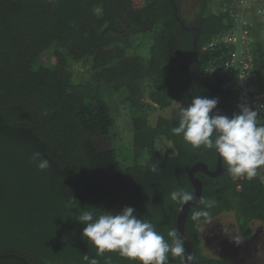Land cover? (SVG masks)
Listing matches in <instances>:
<instances>
[{"label":"trees","instance_id":"1","mask_svg":"<svg viewBox=\"0 0 264 264\" xmlns=\"http://www.w3.org/2000/svg\"><path fill=\"white\" fill-rule=\"evenodd\" d=\"M229 3L200 0L194 22L187 23L179 0H173L186 26L201 29L196 95L217 98L215 110L231 117L238 111L236 97L221 89L220 79L203 78V71L225 62L235 48L202 50L232 31L228 13H209L211 6ZM260 33L252 30L247 50L252 82L264 92ZM139 35L151 38L145 54L130 51ZM195 36L176 20L170 0H0V264H87L84 255L99 264L105 257L111 264H136L115 252L98 256L82 238L85 225L77 219L88 208L99 215L132 207L166 239L169 230L177 231L182 205L170 193L183 188L194 194L190 168L202 162L214 170L217 156L174 135L178 117H156L150 127L145 111L151 105L166 109L173 102L191 103ZM44 53L54 62L41 60ZM77 64L85 68L82 82L73 75ZM116 95L132 110L131 150L119 147L108 103ZM161 142L174 154L161 151ZM34 152L49 161L48 169L38 170L31 160ZM153 164L159 165L156 173L150 171ZM195 177L203 183L202 194L185 223L194 263L229 264L203 251L202 223L233 212L244 238L251 236L253 221L262 224L264 237V180L258 175L234 179L225 171L217 178ZM198 210L208 211L210 220L194 221ZM168 264L181 260L170 257Z\"/></svg>","mask_w":264,"mask_h":264},{"label":"clouds","instance_id":"2","mask_svg":"<svg viewBox=\"0 0 264 264\" xmlns=\"http://www.w3.org/2000/svg\"><path fill=\"white\" fill-rule=\"evenodd\" d=\"M217 104V98L200 95L187 107L179 104L178 126L171 131L193 148L214 151L227 174L252 179L264 168V104L255 108L239 104L238 111L231 117L218 113L210 115ZM31 160L38 170L50 167L49 161L39 152H34ZM158 169V164L150 167L153 173ZM194 197L191 191L183 188L170 193V199L179 205L193 201ZM88 209L81 211L77 221L85 225L82 238L96 249L98 256L115 252L136 264H168L170 257L180 258L181 264L194 262L195 258L186 253L185 241L176 229L169 230V239H166L150 221L138 218L132 207L118 212L100 211L99 215L94 208ZM202 217L210 220V213L198 210L192 214L194 221ZM82 259L87 264H99L98 259L88 255ZM105 264H111L110 257H105Z\"/></svg>","mask_w":264,"mask_h":264},{"label":"rangeland","instance_id":"3","mask_svg":"<svg viewBox=\"0 0 264 264\" xmlns=\"http://www.w3.org/2000/svg\"><path fill=\"white\" fill-rule=\"evenodd\" d=\"M264 1V0H263ZM219 2V0H218ZM200 0H179L180 12L182 18L187 23H192L195 20L197 11L199 9ZM235 5L232 2V6ZM256 10V7H254ZM242 11L245 15H248L250 11ZM209 13L211 15L217 13V8L214 6L210 8ZM256 23L257 28L259 29L260 36L259 40L264 45V14H256ZM252 41L251 37H247ZM246 40V43H248ZM131 46L133 50H130L132 53L136 52L137 54H145L149 44L151 43V38L149 35H139L132 39ZM240 45L235 44V49L238 52ZM237 54V53H236ZM238 55V54H237ZM41 60H49L51 63L54 62V58L44 53ZM235 71L238 72V65H234ZM73 75L77 81L85 80V68L82 65L77 64L72 67ZM233 76L235 74L233 73ZM218 79L215 76L210 78V80ZM75 80V81H76ZM76 81V82H77ZM146 93V92H145ZM109 94V93H107ZM119 95L114 96L113 99L108 100L112 108L113 118L115 120V132L117 133L119 147H127L131 150V141H132V130H131V108L126 104L122 103L124 97ZM149 97L146 94L143 103H149ZM178 103V104H177ZM179 104L182 107H187L190 103L181 104L179 102H173L170 107L166 109H160L157 106H150V109L145 111V117L147 125L153 127L155 124L156 117H162L165 119L175 120L178 117ZM235 107L238 104L233 103ZM238 108V107H237ZM114 131V128H113ZM159 149L168 155H173L174 150L170 147L168 143L161 142ZM259 178L264 180V168L259 170ZM234 179L239 177L233 176ZM248 228L252 231L251 236L244 238L239 227V224L236 220V216L233 212L222 213L215 219L202 223V248L203 251L212 257L221 258L229 264H264V237L262 235V224L257 221H253L249 224Z\"/></svg>","mask_w":264,"mask_h":264},{"label":"built area","instance_id":"4","mask_svg":"<svg viewBox=\"0 0 264 264\" xmlns=\"http://www.w3.org/2000/svg\"><path fill=\"white\" fill-rule=\"evenodd\" d=\"M232 2L235 4L232 6ZM224 4L221 8L217 9V12H226L232 18L234 27L230 33L223 34L217 38L211 40L207 45L203 46L202 50L209 48L239 44L238 52L236 49L229 56V58L218 66L206 67L203 71V78L216 77L220 79L221 89L223 91H229L231 95L236 97L235 102L244 104L249 107L255 108L260 104H264V92H260L253 84L252 80L255 77L253 72L252 59L247 47L249 45L247 37H251L250 34L253 29L257 28L256 14H264V1L263 0H231V3ZM256 7V10H254ZM250 11L248 15L242 11ZM246 40L248 43H246ZM238 55H237V54ZM237 63L238 72L235 71L234 65ZM233 73L235 76H233ZM233 101V103H235ZM264 116V113H262Z\"/></svg>","mask_w":264,"mask_h":264},{"label":"water","instance_id":"5","mask_svg":"<svg viewBox=\"0 0 264 264\" xmlns=\"http://www.w3.org/2000/svg\"><path fill=\"white\" fill-rule=\"evenodd\" d=\"M171 4L173 5V9H174V16L176 18V20L179 22V24L181 25V27L187 31L189 30H193L196 31V36L193 39V43H192V47H193V59L191 62V81L189 83L190 86V90L191 93L193 95V99L197 96L196 92H195V83L197 80V76H196V72H195V65H196V60H197V51L199 49V47L197 46V41L201 32L200 27H187L186 24L177 16V8L176 6L173 4V0H170ZM212 113H218L220 115H225L228 116L224 111H220V110H215L213 109ZM223 164L221 163V161L217 158L216 160V167L214 170H209L207 165H205L202 162H197L195 163L189 170L188 172V178L189 181L194 189V200L188 202L187 204H184L180 207V209L178 210V215L176 218V228H177V232L178 235L184 239L185 243V250L187 254H191L193 256V251H192V244L188 238V236L185 234V223H186V219L188 216L189 211L192 209V207L200 200L201 198V194H202V188H203V183L200 179L195 177L196 173H202L210 178H217L219 176H221L224 172L223 170ZM4 256H1V258ZM189 264H195L194 262H189Z\"/></svg>","mask_w":264,"mask_h":264}]
</instances>
